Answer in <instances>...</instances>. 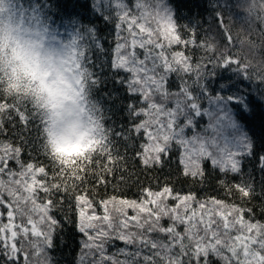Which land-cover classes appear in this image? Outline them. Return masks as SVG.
Masks as SVG:
<instances>
[{"label":"snow or ice","instance_id":"6c2138e0","mask_svg":"<svg viewBox=\"0 0 264 264\" xmlns=\"http://www.w3.org/2000/svg\"><path fill=\"white\" fill-rule=\"evenodd\" d=\"M113 2L119 23L115 25L117 39L111 67L128 73L126 79L117 82L125 85L129 94H138L140 100L126 105L128 125H119V130L106 127L102 123L101 105L90 98L91 90L101 80L86 66L90 61L86 52L98 45L95 41L86 44L83 38H74L66 45L71 48L69 70L75 76L80 100L90 118L98 123V138L72 157L55 155L56 150L50 154L42 143L43 154L53 162L51 176L47 165L35 157L27 162L22 160V152L30 147L27 139L21 137L15 143L0 140V264H52L48 250L54 246L53 236L58 227L54 211L63 204V200L56 199L61 194L74 201L77 227L84 237L79 264H88L89 258L90 264H213V258L220 264H264V222L255 220L253 208L215 198L197 200L194 194L180 195L165 185L159 191L143 188L136 200L116 196L101 200L104 214L97 216L88 189L78 191L89 176L104 184L106 174L114 171L108 163L114 164L117 159L113 155V136L125 143L141 140L136 155L146 167L160 164L175 142L183 148L180 162L185 175L203 178L204 159L210 160L225 176L238 171L233 154L215 147V141L184 136L177 122L186 109L197 108L196 98L183 77L192 73L199 76L204 65L197 63L193 68L191 58L183 52L168 53L172 45L187 47L194 41L181 39L162 0H136L135 10L139 15L128 9L125 0ZM241 7L247 20L251 21L255 14L264 23V0H243ZM224 31L231 40L226 25ZM201 46L213 53L218 48L211 36H206ZM208 63L235 65L249 75L253 68L251 61L228 55L227 48L221 50L218 59L209 56ZM259 63L261 67L256 75L264 79V60ZM172 74L180 80L178 91L167 86ZM14 88L0 77V134L4 132V119L16 118L25 131L32 130L35 122L37 140L42 139L46 119L40 106ZM116 99L117 96H112L110 100ZM115 110L119 111L120 105ZM96 156L106 157L107 162L96 160ZM13 161L16 169L10 166ZM93 164L98 171L92 170ZM221 184L229 192L237 189L241 199L255 196L251 182L233 186L221 181ZM170 199L176 202L174 206L169 205ZM128 209L133 215H128ZM5 213L7 222H4ZM114 240L122 242L124 247L109 254L108 245Z\"/></svg>","mask_w":264,"mask_h":264},{"label":"trees","instance_id":"16d2710c","mask_svg":"<svg viewBox=\"0 0 264 264\" xmlns=\"http://www.w3.org/2000/svg\"><path fill=\"white\" fill-rule=\"evenodd\" d=\"M125 2L130 11L139 15L135 10L136 0ZM242 2L243 0H162V6L172 14L181 39L194 41L188 43L187 47L184 44L172 45L168 54L181 51L191 58L193 68L197 63L204 65L199 76L192 73L183 77L196 98L197 108L195 111L186 109L178 118L180 129L186 137L199 136L215 141V147L233 154L238 171L229 172L225 176L210 160L204 159L201 161V168L205 173L203 178L185 175L184 165L180 162L183 148L175 142L160 164L146 167L136 155L141 140L125 143L122 138L113 136V155L117 159L114 164L108 163L114 171L106 174V183L98 184L94 176H89L87 183L81 184L78 189H88L89 198L95 201L93 207L97 216L104 214V208L99 203L101 200L112 196L136 200L140 198L143 188L159 191L167 185L180 195L194 194L197 200L215 198L228 204L253 208L255 220L264 222V79L256 75L261 67L259 62L264 60V23L256 19L255 14L251 21L247 20L246 12L241 7ZM9 11L19 17L23 24L50 34L61 43H70L74 38H83L86 44L95 41L98 46H91L90 51L86 52L90 57L86 66L99 75L101 83L91 90L90 98L101 105L104 117L102 123L106 127L114 126L119 130V125H128L126 105L139 101L140 97L138 94H129L126 86L117 82L120 78L126 79L128 73L111 67L117 39L115 25L119 23L113 0H9ZM225 25L232 36L231 40L224 31ZM206 36L214 37V42L218 44L215 53L208 52L201 46ZM225 48L231 57L251 61V75L235 65L208 63L209 56L218 59L221 50ZM167 86L171 91L179 90L180 80L175 74L170 75ZM112 96H117L118 99L112 101ZM116 105H120L119 111L115 110ZM171 106L170 103L169 107ZM37 136L35 122L32 130L25 131L16 123V118L12 121L5 118L0 140L15 143L21 137L27 139L30 147L22 152V160L27 162L35 157L47 165L51 176L53 162L43 154L40 147L43 141L37 140ZM95 159L107 162L106 157L96 156ZM10 166L16 169L14 161ZM92 170L98 171L95 164ZM221 181L233 186L251 182L255 188V196L252 199H241L237 189L233 188L229 192ZM56 199L63 200V204L54 211L58 227L53 236L54 246L48 253L52 264H79L82 255L81 241L84 237L77 227L74 201L64 198L62 194ZM168 203L174 206L176 202L170 199ZM127 211L129 216L133 215L131 209ZM4 222H7L6 213ZM164 223L167 224V220ZM179 230L182 231L183 228ZM121 247L124 244L114 240L108 245V253ZM213 264H220V261L213 258Z\"/></svg>","mask_w":264,"mask_h":264},{"label":"clouds","instance_id":"9594fccd","mask_svg":"<svg viewBox=\"0 0 264 264\" xmlns=\"http://www.w3.org/2000/svg\"><path fill=\"white\" fill-rule=\"evenodd\" d=\"M67 44L23 24L9 11V0L0 3V77L40 106L47 151L72 157L98 138V123L79 98Z\"/></svg>","mask_w":264,"mask_h":264}]
</instances>
